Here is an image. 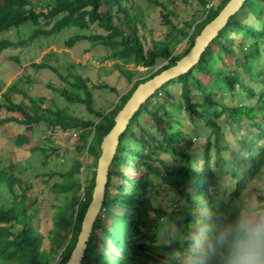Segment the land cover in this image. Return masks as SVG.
<instances>
[{
	"label": "trees",
	"instance_id": "trees-1",
	"mask_svg": "<svg viewBox=\"0 0 264 264\" xmlns=\"http://www.w3.org/2000/svg\"><path fill=\"white\" fill-rule=\"evenodd\" d=\"M229 1L198 0L202 14L194 13L181 25L170 20V16L179 19L176 9L157 3L170 32L165 38L149 39L145 34L146 17L135 0H0V33L17 35L14 39L0 38V55L9 48L29 47L42 38L51 39L76 28L89 33L69 36L65 40L69 48L86 40L105 50L104 60H116L119 66L133 63L157 68L150 76L136 80H132L133 71H123L133 82L132 87L119 95L111 110L100 111L95 107L93 89L118 93L116 87L106 82L97 84L79 74H71L69 79L47 62L31 63L36 70L47 68L58 73L70 88H50L68 103L84 105L92 116L88 118L56 104L46 106L44 97L36 100L25 94L28 103L16 102L10 93L17 91L15 87L2 92L0 109L22 117H9L7 121L24 124L27 132L33 125H45L51 132L74 131L76 141L75 156L67 169L36 175H58L61 180L52 185L53 192L71 195L66 205L59 206L61 211L47 234L42 230L37 200L30 197L35 180L24 179L21 170L16 174L11 168H0V264H66L92 198L101 143L114 126L116 114L139 83L184 57L205 25ZM25 25L29 34L22 38L20 28ZM17 56L9 59L19 62ZM163 62L167 63L158 68ZM174 86L177 91H173ZM183 112L191 123L199 121L209 132L195 146L196 154L194 131L185 128ZM27 132L18 135L17 149L28 148ZM37 149L46 160L68 153L55 147ZM263 168L264 0H245L199 61L146 99L120 135L82 264H188L192 237H211L221 225L243 214L240 199ZM227 176L232 189L220 193L219 181ZM171 191L176 196H171ZM163 192L173 199L175 208L155 206L154 199ZM258 202V209L264 210L262 195ZM64 208L69 210L68 215L63 213ZM164 221L167 230L162 231ZM98 230L104 236L106 252L102 254L97 253L101 239ZM164 235L169 236L168 245L162 241ZM47 239L52 246L48 247ZM209 264L219 261L213 258Z\"/></svg>",
	"mask_w": 264,
	"mask_h": 264
},
{
	"label": "rangeland",
	"instance_id": "rangeland-1",
	"mask_svg": "<svg viewBox=\"0 0 264 264\" xmlns=\"http://www.w3.org/2000/svg\"><path fill=\"white\" fill-rule=\"evenodd\" d=\"M157 3L165 4L170 10H177L179 19L170 16V20L175 24H183L185 20L192 18V15L202 14L203 7L198 0H156ZM138 7L144 12L147 22L146 36L151 39L165 38L170 32V26L166 25L161 17V6L151 0H135ZM259 24H257L258 26ZM20 37L28 36V26L20 28ZM89 33V31L78 30L76 28H69L64 32L54 36L51 39L42 38L29 47L9 48L0 55V99H3L2 92L15 87L17 91H10L13 99L16 102H29L25 94L32 96L34 99L39 97L45 98V105L54 107L57 106L67 109L69 113L76 114L85 118L92 117L82 104H70L62 99L56 92H54L51 85H69L62 81L58 73L51 69L40 68L38 70L31 66V63L47 62L58 69L63 76L71 78V74H79L89 77L92 82L97 84L106 82L111 86L116 87L117 92H112L107 89H93L95 107L100 111H109L118 101L119 95L125 94L132 87L127 75L123 71H133L132 80L139 78H146L154 73L157 68L149 69L142 66H136L133 63L124 64L116 60H104L106 54L105 50L100 46H94L92 42L80 41L72 48L65 44V40L75 33ZM17 37L15 32L5 31L0 33V38ZM178 47L177 49H179ZM16 54L19 62L9 59L11 55ZM167 62L161 63L159 67ZM122 69V70H121ZM70 88V87H69ZM173 91H177L178 87H172ZM18 91H23L18 92ZM248 101V100H247ZM228 102H232L228 100ZM233 103V102H232ZM231 103V104H232ZM185 128L194 131L193 133V153L196 154L195 146L200 143L201 139L209 132L201 122L193 124L187 117L186 113H181ZM9 117L22 118L19 113L8 112L6 109H0V168L6 167L20 174V170L24 172L22 177L24 179L32 178L35 180V188L30 192V197L37 200L36 208L42 221V230L47 234L53 225V218L56 213L61 211L59 206L66 205L67 200L71 197L70 194H55L52 190V185L60 181L61 178L56 175L52 178L44 176L36 178L37 174H44L46 172L63 171L72 163L75 156L74 144L76 137L74 131H49L45 125H33L32 129L27 132L24 124L16 121H7ZM29 133L30 143L27 149H17L15 146L18 135L22 133ZM228 137L229 134H228ZM58 148L59 152L67 149L66 157L52 155L49 159H45L43 152L37 148ZM86 162V158L82 157ZM17 165V167L14 166ZM41 180L45 182H41ZM218 191H231L232 180L229 176L222 178L220 181ZM6 192L5 190H3ZM171 196H176L174 191L170 192ZM224 194H221L223 196ZM262 195L264 198V168L261 175L256 177L253 183L247 188L240 199V204L243 208V214H254L264 210L258 209V196ZM1 201V200H0ZM156 207H162L166 210L175 208L173 199L167 196L166 192L157 196L154 199ZM117 211L121 208L117 207ZM64 214H69V210L64 208ZM164 221L162 231L167 230V224ZM100 235V242L98 244L97 253H105V245L102 238L104 237L101 230L97 231ZM176 235L180 237H187L183 232H177ZM106 241V239H105ZM164 245L170 243L169 236L164 235L162 238ZM108 243V241H107ZM48 247L53 243L47 239ZM109 244V243H108ZM110 247V246H109ZM112 249V247H110Z\"/></svg>",
	"mask_w": 264,
	"mask_h": 264
},
{
	"label": "water",
	"instance_id": "water-1",
	"mask_svg": "<svg viewBox=\"0 0 264 264\" xmlns=\"http://www.w3.org/2000/svg\"><path fill=\"white\" fill-rule=\"evenodd\" d=\"M244 1L245 0H230L217 16L205 25L200 34L196 37L191 50L174 65L163 69L153 77L139 83L125 105L116 114L114 126L102 140L101 155L98 159L96 168L92 198L83 216L76 245L66 264H82L87 244L93 231V225L97 220L104 200L105 190L108 183L109 166L116 152L119 137L126 129L130 119L141 104L164 83L176 79L183 73H186L199 61L201 54L211 40L227 23L229 17L240 9Z\"/></svg>",
	"mask_w": 264,
	"mask_h": 264
},
{
	"label": "clouds",
	"instance_id": "clouds-1",
	"mask_svg": "<svg viewBox=\"0 0 264 264\" xmlns=\"http://www.w3.org/2000/svg\"><path fill=\"white\" fill-rule=\"evenodd\" d=\"M264 264V211L241 214L221 225L211 237L195 235L188 264Z\"/></svg>",
	"mask_w": 264,
	"mask_h": 264
}]
</instances>
